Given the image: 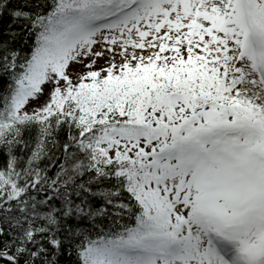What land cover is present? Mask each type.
Wrapping results in <instances>:
<instances>
[{"label":"snow or ice","instance_id":"obj_1","mask_svg":"<svg viewBox=\"0 0 264 264\" xmlns=\"http://www.w3.org/2000/svg\"><path fill=\"white\" fill-rule=\"evenodd\" d=\"M0 264H264V0H0Z\"/></svg>","mask_w":264,"mask_h":264}]
</instances>
